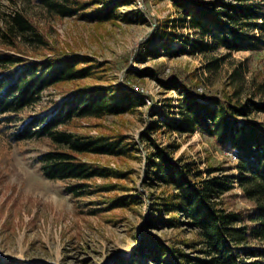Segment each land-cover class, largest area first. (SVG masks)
<instances>
[{
	"label": "trees",
	"instance_id": "16d2710c",
	"mask_svg": "<svg viewBox=\"0 0 264 264\" xmlns=\"http://www.w3.org/2000/svg\"><path fill=\"white\" fill-rule=\"evenodd\" d=\"M21 1L33 2L59 19L81 13L97 26L121 20L119 3L111 0ZM172 2L177 17L162 24L165 38L172 40L186 31L182 51L203 56L226 52L208 60L209 73L218 72L232 53L264 51V0ZM31 40L49 52L42 58L33 56L27 49ZM107 71L93 58L52 45L41 24L25 12L15 11L0 28V125L11 130L12 144H47L48 150L34 163L47 180L66 183L76 208L81 198L92 194L106 205L103 211L141 202L139 195L128 194V172L94 160L134 156L140 144L127 142L122 131L104 120L135 114L146 106L143 95L101 83ZM239 72L235 69L231 75L233 93L224 95L200 92L175 75L165 79L151 69L137 73L154 79L165 93L174 90L177 99L176 104L166 100L169 113L141 135L148 150L145 187L154 189L153 213L132 255L117 257L113 264H264V80L254 83L242 99L244 75ZM50 88L62 93L60 102L42 101ZM257 115L263 120L253 118ZM160 129L188 136L197 132L214 140L220 149L236 154L238 173L231 175L230 169L217 166L205 177L196 161L184 154L174 156L179 147L153 139ZM235 186L253 205L251 210L227 208L226 194ZM149 228H185L192 238L169 244L148 234ZM0 264L22 262L0 256Z\"/></svg>",
	"mask_w": 264,
	"mask_h": 264
},
{
	"label": "rangeland",
	"instance_id": "374dc122",
	"mask_svg": "<svg viewBox=\"0 0 264 264\" xmlns=\"http://www.w3.org/2000/svg\"><path fill=\"white\" fill-rule=\"evenodd\" d=\"M119 3L117 12L121 20L115 24L97 26L93 20L82 17L54 18L47 10L21 0L0 1V28L7 19L20 10L35 18L47 32L52 45L71 50L104 64L108 71L101 83L124 86L130 81L144 90L146 106L135 114L107 117L104 124L119 129L127 142L140 144L128 159L96 157L95 161L130 175L126 183L132 189L128 194L139 195V203L128 209L103 211L105 206L99 195L81 198L76 208L65 190V182L47 180L34 161L48 150L43 141H32L20 146L9 140L10 131L0 125V256L14 258L22 264H113L117 257L128 258L143 237L145 224L152 212L150 195L146 189L147 153L141 135L151 125L169 113L165 101L176 104V92L167 93L151 77L137 75L151 69L158 76L169 79L174 75L192 84L198 91L224 95L233 93L231 75L238 69L244 75L245 99L254 83L264 80V51L232 53L216 73L206 70L208 60L226 55L218 51L208 56L182 51L188 32H179L175 39H167L160 31L162 24L173 21L176 9L172 0H111ZM215 1V0H204ZM169 41V43H168ZM24 42V39H21ZM28 51L42 58L48 49L36 40L28 43ZM244 66V67H243ZM131 71L132 75L127 76ZM94 83L93 81H85ZM201 92V91H200ZM62 93L50 88L43 93V102H60ZM145 99V98H144ZM256 100H260L259 96ZM262 121L263 116L253 117ZM96 133V131H93ZM153 139L164 146L179 147L175 157L196 161L207 176L210 167H225L228 174H237V163L224 155L214 140L194 133L179 135L160 129ZM160 189L156 190V194ZM225 203L230 210H251L253 205L244 199L242 191L235 188L226 194ZM148 234L169 244H177L192 235L185 228L146 229Z\"/></svg>",
	"mask_w": 264,
	"mask_h": 264
},
{
	"label": "built area",
	"instance_id": "2783aa9c",
	"mask_svg": "<svg viewBox=\"0 0 264 264\" xmlns=\"http://www.w3.org/2000/svg\"><path fill=\"white\" fill-rule=\"evenodd\" d=\"M124 88H129V89L133 90V92H135L136 94L143 95L144 98H145V101L146 102L149 101L148 100L149 98H147V95H146V93H144V90L141 89L140 87L136 86V85H133L132 82H130V81L126 82L125 85H124ZM199 91L202 92V89H199ZM59 99H60V101L62 100L61 97H59L58 100ZM224 155L228 159H230L232 162L238 163V157L236 156V154L233 151L225 150L224 151Z\"/></svg>",
	"mask_w": 264,
	"mask_h": 264
}]
</instances>
